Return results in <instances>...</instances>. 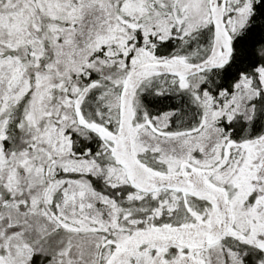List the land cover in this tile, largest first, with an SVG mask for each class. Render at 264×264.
Segmentation results:
<instances>
[{"label": "snow or ice", "instance_id": "obj_1", "mask_svg": "<svg viewBox=\"0 0 264 264\" xmlns=\"http://www.w3.org/2000/svg\"><path fill=\"white\" fill-rule=\"evenodd\" d=\"M0 264H264V0H0Z\"/></svg>", "mask_w": 264, "mask_h": 264}]
</instances>
